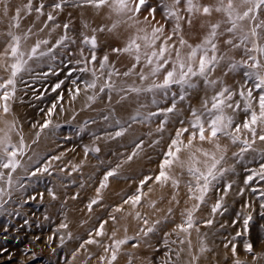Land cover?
<instances>
[{"label":"bare ground","instance_id":"obj_1","mask_svg":"<svg viewBox=\"0 0 264 264\" xmlns=\"http://www.w3.org/2000/svg\"><path fill=\"white\" fill-rule=\"evenodd\" d=\"M56 2H59V0H32L33 11L28 15L26 11L22 10L20 14L21 19L19 21L20 27L18 29L13 28L12 31L17 35L23 36L29 29H31V34H29L28 39L26 41L22 39L21 41V50L26 52L30 51L31 47L34 46L37 40L49 41V45L41 46L42 51H47L48 48L54 46L56 41L62 36L67 35L70 37L69 40L65 41L63 46L54 47L53 49L54 57H59V59H61V61L59 60L60 66L67 61L66 58H63L66 53H71L72 58L76 61H83L84 57H90L91 53L89 49L82 44L83 36L95 35L97 37V61L87 65L89 72L88 75H85L89 82L98 77L97 87L95 89H88L86 88V83L79 85V94L76 95L75 99H72L71 95L65 102L63 109L57 115L58 121L76 125L80 128L79 130L92 132L94 135L85 138V141L83 140L84 144H81V147L75 151L78 153L72 154L71 151L63 149V147L69 148V145L61 146L56 141L55 135L58 133V130L53 125L48 128H40L37 132L21 133L17 122L13 120L10 115L20 116V112L23 108L13 106L14 113L0 115V140H3L5 144L15 145L17 148L20 146L21 138H23L24 142L23 155H17L16 157L20 166L11 173L12 183L9 187H5L2 200L7 199L14 191H17L18 193L20 192L21 176L25 173H29L26 172V169L28 170L27 165L29 161L50 152V158L47 160V165L55 168L56 175L54 176V182L51 185L50 191L48 193L45 192V194L47 193L46 199L48 198V201L54 202L53 204L48 205V213L54 215L61 209L63 204L67 203V207L62 210L63 216L61 215V217L57 219V226L61 228L64 239L67 237L74 238L72 242L65 241L66 243L64 245V249L67 251H70L73 248L78 249L72 257L74 264H95L96 262L94 261L99 258L101 259V257H104V259H101L100 264H108L111 254L105 252L104 248L106 247V243L113 244L114 240L125 238L124 236L117 239L116 235L113 237V233L118 232L121 228L128 229L127 236L136 237V235H138L139 243L143 245V247L138 248L136 246L131 247L123 244L122 254L125 256L127 254L134 256L135 253L133 249L130 248H135L136 253L141 254L142 258L148 259L150 252L145 248V245L150 243V237L149 235L145 237L141 231H138L136 227V222L139 219L137 213L144 210L150 197L164 194V199H166L171 195L182 197L185 194H189L186 182L193 178L190 174H186L187 167L182 170L179 167L173 166L171 170L170 174L179 180L178 188L173 187L171 181L162 186L161 184L156 183L154 178L159 174L160 163L164 158V153L168 150V145L174 137L176 129L181 127L179 121H187L191 119L190 108L201 109L202 103L205 99H208L210 102L211 96L214 95L215 91L219 90V85L215 89L212 87H206L201 79L193 78L197 83V87L188 90V95L184 101L179 100V86H176L173 91H169L167 98L163 97L160 93H157L156 105L152 104V93H141L137 95L136 93L126 91L129 86L144 87L150 83V81H141L135 74L141 70V66L139 65L132 75L127 77L123 76L122 74L132 67L134 60L125 53L118 55L112 52V48L123 47L129 38L136 34L138 27H144L150 32L151 25H155L157 22H159V25L164 26L166 35L171 34L175 21L172 19H165L162 4H171L172 0H147L138 19L143 22L144 17L148 16L150 23H141L139 25L130 26L133 24L131 21L120 22L116 29L111 32L108 31V28H111L112 24L116 23L120 18L117 17L115 13H112L107 7L97 10L91 6H81V0H68V2L63 5L62 10L54 11L52 5ZM27 3L28 0H0V53L4 52L6 42L9 39L6 33L9 30V24L14 23L11 18L15 15L16 8L19 7L24 9V6L27 5ZM41 3L45 6V15L40 16L39 19H37L38 13H36L34 9ZM199 3L215 4L216 0H199ZM5 5L8 7V13L6 16L3 14V8ZM150 8L156 9L155 20L149 15ZM180 8L181 15L185 17V20L181 21V35H183V38L193 46L200 43L204 36L207 35L210 31L211 24L225 19L223 14L216 12H213V14L208 17L195 14L192 16V24L189 25L187 23L188 13L183 10V3ZM242 10L243 9H241V11ZM48 12H53V15L55 16L54 21H47ZM260 19H264V12L261 13ZM45 23L48 24V27H44ZM65 23L69 24V29L67 30L63 28ZM55 25H60V27H55ZM226 26L227 25L221 23L220 31H223ZM243 26L245 31H247L249 27L248 23L243 22ZM100 27H104L105 30L103 32H93V29H98ZM41 28H43V31H40ZM53 28H55L54 31ZM226 38L227 35L219 40L218 46L221 52L227 53V56L234 61L247 59L243 47L230 50V46L223 43V40ZM72 41L75 42L73 43ZM173 42H176L178 45V38L174 37ZM235 42L238 43V39ZM259 42L264 44V40ZM250 46L251 45L249 44V47ZM81 49L84 50L83 57L80 55ZM182 51L187 52L188 49L184 48ZM105 54L109 56L108 64L110 67L101 70L99 62ZM25 59L27 60V56H25ZM52 59L53 58L50 56H45L39 59L33 58L27 60L24 70L18 75L30 74L29 76H35L36 74L31 75V73L45 70L48 66L57 67V64H55ZM13 62L14 61L10 57L0 60V64L5 68L3 71H5L7 77L11 75L10 65ZM262 62H264V58H262ZM80 65L81 67H85L83 62H81ZM112 67L118 70L119 74L113 75L111 78V82L115 85V90L110 93L111 99H109L108 90L105 89L104 92H100L99 88L100 85L107 80V73L112 70ZM93 70H95L96 77L93 76ZM143 70L145 72L148 71L147 68H144ZM244 71L245 69L241 68L235 73L229 72L227 61H223L221 62V66L210 74V79L222 80L225 85L233 88V90H239L241 85L251 87V81L246 83L245 77L243 76ZM73 75L75 76L77 74ZM162 79L163 77L161 75L160 80ZM122 88L125 89V91H120ZM173 93H177V111L169 114V120L165 125L164 130L162 132L157 131L162 117L156 116L151 117L150 119H145V117H148L149 113L158 111L159 108L170 106ZM253 95L257 96L258 93L254 90ZM89 96H95V100H89ZM121 96H125L126 99L121 100ZM234 99L239 100L240 97L236 96ZM227 112L228 114H233L231 109H228ZM105 116L108 117L107 120L104 119ZM133 117H135V119H133ZM234 118L235 123L242 124L246 118V114L243 111H238L234 114ZM116 120H119L120 124H116ZM87 121L90 122L88 123ZM184 126L187 125L185 124ZM121 127L125 129L124 134L119 137L114 136L115 132L119 131ZM240 135L242 139L247 137L251 142L250 134L246 131H242ZM186 139L187 134H185V140ZM78 140L79 138H76L74 143H77ZM214 143L215 142H204L203 144H200V142L197 141L196 145L211 153L216 152ZM219 143L221 148L224 149V160L220 167L231 169V171L225 172L222 177L213 182L221 181L225 188L229 184H231L232 187L227 190V193H225V190L219 193L218 191L216 192L213 187L210 188V191L205 197V203L200 206L199 211L197 210L198 212L195 219H201L203 217V212L207 210V207L209 205L211 206V203H214V200L223 197L222 204L225 205V210L230 211L224 212L222 217L226 218L227 220L225 221L230 225L234 217H246L251 211V207H248L247 203L243 202V200L238 202L235 207L232 202L239 198V195L243 192L245 187V176L249 172L245 173L242 170L245 166L244 163L256 159L259 152H263L264 154V141L256 139L255 143H252L251 148L242 154L239 153L244 145L240 142L233 144L229 138L222 136L219 139ZM96 144L100 147V153L96 154L94 152H89V150H91ZM2 147L3 145H0V148ZM86 149H88L87 153ZM188 155V152H182L180 154L181 159L185 161H188ZM196 155L201 161V163L196 166L201 170H204L202 161L205 158L199 153ZM216 155H221V152H216ZM56 156L59 157V160L54 159ZM70 156L72 158H70ZM129 157H131V159H129ZM61 162H63V164ZM65 165L73 168L77 167V165H81L83 168L84 182L80 183V186L78 185L76 189L71 188V186L68 187L66 183L74 182L78 177H69L68 175H63L59 172L60 168ZM112 170H115L116 175L108 178L107 187L101 189L98 196L97 189L100 187L101 181H103L105 174ZM9 172L10 170L7 172L8 175ZM181 172H183V175H181ZM150 175L153 176V179L150 180L151 184L147 191L143 192L144 195L142 196L140 204L133 205L131 202L124 203V201L121 200L122 197L127 196L128 198L134 196L135 194L129 195L127 189L129 187H137L139 181ZM93 182L94 187L96 188L93 187L94 190L91 187V183ZM262 186H264V183ZM91 190H93L92 193ZM246 191L248 192L247 189ZM215 192L217 196H215ZM78 193L87 197L86 199H96L99 202L89 210L88 201L87 203L83 202L81 197H78ZM84 193L86 194L84 195ZM53 195L55 196V199H53ZM90 195L92 196L91 198L89 197ZM249 196L252 197V194L249 193ZM213 197H216L217 199ZM168 201L169 200H166L165 202ZM254 204L257 205V207L259 206V203ZM188 207H192V205ZM117 208H120L121 210L116 211ZM231 210L232 213L236 211L238 214L231 216ZM239 214L241 216H239ZM157 216L167 220V228L170 227L173 229L176 224L182 223L176 217H173V220H170V215L164 211L155 214L148 210L146 218L150 222L158 218ZM112 217H115V220H113ZM62 224H66L67 227L62 228ZM101 224H103V231L105 234L103 236H97L96 232L100 229ZM217 227L218 222L216 219L215 223L208 225L201 230V234H203L205 238L199 239L197 237L198 234L193 232L191 237H186L183 240L184 243H180L179 253L183 262L182 264H193V262H198L199 260L207 261L208 259L209 262L225 264V250L220 247L218 234L223 233L224 231L226 232V230L227 232H232L233 228L230 227L229 229L220 230ZM90 231L93 232L89 234ZM179 235H181V233H179ZM89 239H94L99 243L88 244L86 241ZM83 240H85L84 243L82 242ZM189 241L191 242L190 245ZM11 243V241L6 243V246L11 245ZM78 243L81 244L79 248L75 245ZM201 247H204L206 251L201 252ZM209 252H213V254L208 256ZM193 257H196V259L193 260ZM126 260L123 263L122 257L120 256L118 257V260H115L114 264H130V261L128 260L126 262ZM248 260H250V264H264V255L259 254L255 258H248Z\"/></svg>","mask_w":264,"mask_h":264},{"label":"snow or ice","instance_id":"obj_2","mask_svg":"<svg viewBox=\"0 0 264 264\" xmlns=\"http://www.w3.org/2000/svg\"><path fill=\"white\" fill-rule=\"evenodd\" d=\"M67 2L68 0H59V2L52 5V8L54 11L62 10L63 5ZM146 3L147 0H81V6L87 5L97 10L107 7L112 13H115L116 16L120 18V20L112 24L111 28H108L109 32L116 29L120 22L131 21L133 24L130 26L139 25L141 23H150L148 16L144 17L143 22L138 19L141 10L145 7ZM182 3L183 10L188 13L187 23L189 25L192 24V16L195 14L208 17L211 16L213 12H216L223 14L225 19L211 24L210 31L207 35L204 36L200 43L193 46L183 38V35H181V21L185 20V17L181 15L180 6ZM44 7L43 3L38 7H35L34 10L38 13L37 19H39L40 16L45 15ZM162 7L164 9L165 19H172L175 21L171 34L166 35L164 26L159 25V22L155 25H151L150 32L144 27H138L136 34L131 36L123 47H113L112 52L118 55L125 53L134 60L132 67L128 71H125L122 74L123 76L127 77L132 75L137 66H141V70L135 74L141 81H150V83L144 87L129 86L126 91L136 93L137 95L141 93H152L153 105L157 104V93H160L163 97L167 98L169 91L174 85L179 86V100L184 101L188 95V90L197 87V83L193 78L201 79L206 87H212L215 89L219 85V90L215 91L214 95L211 96L210 102L208 99H205L202 103L201 109L190 108L191 119L187 121H179L181 127L176 129L175 135L168 145V150L164 153V158L160 163L159 174L154 178L155 182L162 186L171 181L173 187L178 188L179 180L170 174L171 170L173 166L179 167L182 170L187 167L188 173L193 178V180L189 181L187 185L189 198L198 201V203L195 204L192 209L187 210L186 219L183 223L177 224L176 228L173 229V232L177 235L181 232L190 235L189 229L194 226L193 213L199 209L200 204L205 202V197L210 191L213 181H217L225 172L231 171V169L220 167L224 160V149L221 148L219 143L220 137L223 136L229 138L233 144L237 142L242 143L244 147L240 149L239 154H242L251 148L252 143H255L256 139L264 141V62H262V58H264V44L259 42L264 40V19H260L261 13L264 12V0H216L215 4H201L199 3V0H172L171 4L164 3L162 4ZM241 9L243 10L241 11ZM22 10L30 15L33 11L32 0H28L24 9L19 7L16 8L15 15L11 18L14 23L9 24V30L6 33L9 39L6 42L4 52L0 53V60L10 57L14 61L10 65V78L3 83H0V108H2L5 115L10 111L8 102L15 97L16 77L24 70L27 60L33 58L39 59L45 56H50L54 59V47L63 46L65 41L70 39L67 35L62 36L56 41L55 45L49 47L47 51H42L41 46L49 45V41L37 40L34 46L31 47L30 51H22L21 41L22 39L25 41L28 39L29 34H31V29H29L23 36L17 35L12 31L13 28L18 29L20 27L19 21L21 19L20 14ZM155 12V8L149 9V15L153 20H155ZM7 13L8 7L5 5L3 8V14L6 16ZM54 20L55 16L53 15V12H48L47 21ZM243 22H247L249 25L247 31L244 29ZM221 23L227 25L223 31H220ZM44 27H48V24L45 23ZM55 27H60V25H55ZM63 28L65 30L69 29V24L65 23ZM54 30L55 28H53V31ZM104 30V27H100L98 29H93V32H103ZM40 31H43V28H41ZM226 35L227 38L223 40V43L230 46V50L243 47L247 59L234 61L227 56V53L221 52L218 46L219 40ZM174 37L178 38V45L176 42H173ZM237 39L239 41L238 43L235 42ZM72 42L74 43L75 41ZM82 44L89 49L91 54L90 57H84L83 61L77 60L76 63L80 64L83 62L85 67L81 68L80 71L86 72L89 70L87 65L97 61V37L95 35H84ZM249 44L251 45L250 47ZM184 48H187L188 51H182ZM83 52L84 50L81 49V57H83ZM25 56H27V60L25 59ZM108 61L109 56L105 54L99 62L101 70L110 67ZM223 61H227L229 72L235 73L241 68L245 69L243 76L245 77L246 83L248 81L252 82V86L246 87L245 85H241L239 90H233V88L225 85L222 80L210 79V74L216 71ZM144 68H147L148 71L145 72L143 70ZM118 74V70L112 67V70L107 73V80L100 85L99 91L104 92L105 89H107L109 92V99H111L110 93L115 90V85L111 82V78L113 75ZM161 75L163 77L162 80H160ZM93 76L96 77L95 70H93ZM98 79L99 78L96 77L91 82H85L86 88L95 89L97 87ZM62 83L63 81L56 84L53 91L60 88ZM72 83L75 85L76 81L73 80ZM9 86H11L10 90ZM254 90L258 93L257 96L253 95ZM120 91H125V89L122 88ZM79 92L80 88L76 87L72 93V99H75ZM176 96L177 93L172 94L173 98L170 106L159 108L158 111L149 113L148 117H145V119H150L151 117L156 116L162 117L157 131L162 132L165 125L168 123L169 114L177 111ZM236 96H239L240 99L235 100L234 97ZM88 99L95 100V96H89ZM123 99H126V97L121 96V100ZM56 107V104L52 105V108L48 113L49 116H51ZM228 109H231L233 114H228ZM238 111H243L246 114V118L242 124L235 123L234 114ZM104 119L107 120L108 117L105 116ZM133 119H135V117H133ZM50 123V119L45 121L41 128L48 127ZM116 124H120V121L116 120ZM185 124L187 126H184ZM124 131L125 129L121 127L119 131L115 132L114 136H122ZM242 131H246L250 134L251 142L247 137L243 139L241 138L240 133ZM185 134H187L186 140ZM197 141H199L200 144H203L204 142H215L214 147L216 152H221V155L217 156L216 152L210 153L204 148L198 147L196 145ZM0 145H3L2 149H0V168L10 169L7 183L11 185V172H14L20 166L16 157L17 155H23V138L20 140L19 148L15 145L5 144L3 140H0ZM10 148L11 150H9ZM87 151L88 149H86V153ZM91 151L99 152L100 149L94 148L91 149ZM182 152H188V161L181 159L180 154ZM197 153L205 158L202 161L204 170H201L196 166L201 163L196 155ZM54 159H59V157H54ZM129 159H131V157H129ZM37 171H41V169H37ZM42 171L47 172L48 169L44 168ZM34 174L35 173H33V175ZM114 175H116L115 170L108 171L105 174L103 181L100 183V187L97 189L98 196L100 190L107 187L108 178ZM254 175H258L264 180V165L261 166V171ZM3 178L4 173L0 172V179ZM152 179V177H145L141 180L137 193L134 196L128 197L124 203L131 202L133 205L140 204L142 196L144 195L143 186ZM252 180L253 176L250 175L244 183L248 184ZM231 187V184L227 185L225 193H227V190ZM253 191H255V189H253ZM53 199H55L54 195ZM173 199H175V197H173ZM222 199L223 197L218 199L212 206V213H217L223 207ZM98 202L99 201L96 199L92 200L88 205L89 210H91L93 204H97ZM152 206H155L154 203ZM261 207H264V205H261ZM120 210V208L116 209V211ZM169 213H171V209H169ZM182 215H184V213H182ZM137 217H140L139 213H137ZM112 219L115 220V217H112ZM250 220V215L244 219L245 227H247ZM143 223L147 225L148 220L144 219ZM160 223L161 221L157 220L152 226L147 227L146 229H141V232L147 237L150 233L157 230L156 226ZM206 223L211 224L212 221L208 220ZM61 227L66 228L67 225L62 224ZM104 234L103 224H101L96 235L103 236ZM114 236L115 233H113V237ZM129 239L134 238L114 240L112 245L104 248L105 252L111 250V258L108 261V264H112V262L117 259V251L119 250V247L128 243ZM164 242L165 244L168 243L167 240ZM86 243L93 244L99 242L94 239H89ZM181 243H184V241L181 240ZM190 243L191 242L189 241V245ZM135 246L136 245H133V247ZM246 250L252 252V244H247ZM200 251L204 252L206 249L201 247ZM235 251V247L233 246V255H235ZM179 257L180 253L176 252L177 260ZM101 259L103 260L104 257H101ZM195 259L196 257H193V260ZM235 264H242V262L236 260Z\"/></svg>","mask_w":264,"mask_h":264},{"label":"rangeland","instance_id":"obj_3","mask_svg":"<svg viewBox=\"0 0 264 264\" xmlns=\"http://www.w3.org/2000/svg\"><path fill=\"white\" fill-rule=\"evenodd\" d=\"M63 58H66L67 61L62 66H60L59 63V60L61 61V59L58 57L52 59V61L57 64V67L48 66L45 70L32 72L31 75L36 74L35 76H29L30 74L18 75L16 77L15 97L8 102L10 111L7 114L14 113L13 106L23 108L20 112V116L10 115L12 119L17 122L19 130L23 134L28 132H37L45 121L50 119L51 123L48 127L53 125L57 128L58 133H56L55 139L58 144L61 146L69 145V148L63 147V149L71 151L72 154H77L78 152L75 151L81 147V144H84L85 138L94 134H92V132L81 131L78 126L68 122L58 121L57 115L63 109L65 102L70 98L75 88L85 82H89L85 77V75H88L89 71L81 72L80 69L83 68V66L81 67L80 64L76 63V60L72 58L71 53H66ZM3 69L5 68L0 64V83H3L10 78V76H6ZM73 74L77 75L74 76ZM73 80L76 81L75 85L72 83ZM61 81H63V83L60 88L53 91L56 84ZM10 88L11 86H9V90ZM175 88L176 85H174L170 91H173ZM53 104H56L57 107L52 112L51 116H49L48 113ZM0 115H5L2 108H0ZM87 122L89 123L90 121ZM76 138H79V140L77 143H74ZM94 148L100 149L98 144H96L92 149ZM9 150H11V148ZM89 152L94 151L89 150ZM94 153L99 154L100 151ZM49 156L50 152L29 161L27 165L28 170L26 169V172L29 173H25L21 176L20 192H12L5 200H2V198L4 197L3 193L5 187H9V184L7 183V172L10 169L0 168V172L4 173V178L0 179V190H2L0 191V264H74L72 257L78 249L73 248L74 250L72 249L70 251L64 249L65 243L72 242L74 238L67 237L64 239L61 228L57 226V219L61 217L62 210L67 207V203L63 204L61 209L54 215L48 213V205L53 204L54 202L48 201V198L46 199V194L50 191L51 185L54 182V176L56 175L55 168L47 165V160L50 158ZM70 158L72 157L70 156ZM61 163L63 164V162ZM244 165L245 166L242 170L245 173L249 172L245 176V180L250 175L253 176V180L248 184H245L243 192L239 195V198L236 201L232 202V204L235 207L241 200L247 203L248 207H251V211L246 217L238 218L236 216L229 225V223L225 221L227 219L222 217V214L230 210H225V205H223L217 213H212V206L217 202V200H214V203H211V206L209 205L207 210L203 212V217L201 219H195L200 207L198 211H194V226L189 229L190 235L187 233L183 234L182 232L181 235H177L173 232V229L176 228L177 224L173 227V229L170 227L167 228V220L160 216H157L158 218L153 221H148V224L145 225L143 220L147 219L148 210L155 214H159V212L162 213L163 211L167 212L170 215V220H173V217H176L183 223L186 219L187 210L192 209L198 201L190 199L189 194H185L182 197H175L174 195H171L166 199H164V194H160L156 197H150L147 203L148 205L146 204L147 206L145 205L144 210L139 212L140 217L136 222L138 231H141V229H146L147 227L152 226L155 221H161V223L156 226L157 230L149 234L150 243L145 245V248H147L150 252L149 258H142L141 254L136 253L135 248H130L133 249L135 253L134 256L130 254L125 256L122 254L123 245H121L117 251V260L118 257L121 256L123 263L127 259L126 262L129 260L130 264H182L183 262L181 258L179 257L178 260L176 258V252H180L181 240H184L186 237H191L193 232L198 234L197 237L199 239L205 238L204 235L201 234V230H203L204 227L215 223L216 219L218 222V229L224 230L229 229L230 227L233 228L232 232H227L226 230V232L224 231L223 233L218 234L220 247L225 250V264H235L236 260H240L242 264H250V260H248V258H255L259 254L264 255V207H261V205H264V186H262L264 180H262L260 176L254 175L257 172H260L261 166L264 165L263 152H259L256 159L245 162ZM44 168H47L48 171H42ZM37 169H41V171H37ZM59 172L63 175H68L69 177H78V179L74 182H67L66 185L68 187L71 186V188L76 189L78 185L80 186V183L84 182L83 168L81 165H77L75 168L65 165L60 168ZM33 173L35 174L33 175ZM186 174H189L187 170ZM181 175H183V172H181ZM149 177L153 176L150 175ZM192 180L193 179L187 180V185L188 182ZM150 184L151 182L149 180L143 186V192L147 191ZM139 186L140 181L137 187H129L127 189L129 195L136 194ZM91 187H94V182L91 183ZM212 187L219 193L225 190L221 181L213 182L211 188ZM246 189L252 194V197L249 196ZM253 189H255V191H253ZM93 190H91V193ZM45 192L47 193L45 194ZM216 192L215 196H217ZM85 194L86 193H84V195ZM79 196L83 202L87 203L88 201L90 204L92 201L91 199H86L87 197H84L83 195L79 194L78 197ZM89 197L91 198L92 196L90 195ZM173 197H175V199H173ZM126 198L127 196L122 197L121 200L125 201ZM213 198L217 199L216 197ZM166 200L169 201L165 202ZM153 203L155 205L154 207L152 206ZM254 203H259V206L257 207ZM190 205H192V207H188ZM201 205L202 204H200V206ZM92 206H96V204H93ZM169 209H171V213H169ZM182 213H184V215H182ZM235 214H238V212L235 211L232 213L231 210V216ZM249 215L251 216V220L249 221L247 227H245L244 219ZM239 216L241 215L239 214ZM208 220H211L212 223H206ZM92 232L90 231L89 234ZM115 235L117 239L124 236L125 238H134L129 239L128 243L125 245H129L131 247L136 245L138 248L143 247V245L139 243L137 237L138 235H136V237L127 236V228H121L115 233ZM85 240L82 242L84 243ZM165 240L168 241L167 244H165ZM10 241L12 242L11 245L6 246V243ZM247 244H252V252H248L246 250ZM75 245L79 248L81 244L78 243ZM109 245L112 244L106 243V247ZM233 246L236 250L235 255H233L232 252ZM108 252L111 254V250ZM211 254H213V252H209L208 256ZM207 261L199 260L198 262H193V264H216L215 262H209V259ZM94 262H96L95 264H100L101 259L99 258ZM114 263L115 261L112 262V264Z\"/></svg>","mask_w":264,"mask_h":264}]
</instances>
